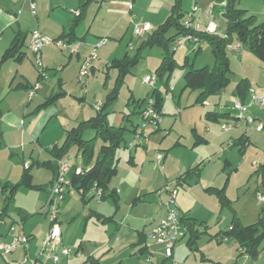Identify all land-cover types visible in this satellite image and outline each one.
Instances as JSON below:
<instances>
[{
	"label": "crops",
	"instance_id": "1",
	"mask_svg": "<svg viewBox=\"0 0 264 264\" xmlns=\"http://www.w3.org/2000/svg\"><path fill=\"white\" fill-rule=\"evenodd\" d=\"M136 2L137 0H83V2L80 0H0V34L4 33L0 38V95L6 89L7 93L4 97L9 95V91H23L27 95L29 88L38 80V74H36L35 80L32 82L23 74L19 76L20 72L18 69L15 70L11 78L12 72H5L4 70L7 61L1 62L3 53L9 48L14 39L13 36L21 34L20 30L25 26L26 17L30 14L29 5L31 3L36 4L37 7V13L33 17L37 27L52 38L76 43L78 49L82 48V53L78 52V54L74 55L79 66L82 57L89 51V47L97 43L99 39L107 38L112 40L113 43H116V41L121 42L128 33L133 38L130 31L134 19H132L131 15ZM14 27L18 29V33L9 35V29ZM30 32H28V35L24 34L23 36L27 35L29 39ZM26 45V50L22 47L20 51L22 55L19 60H17V56L11 58L19 68L23 57H27L26 54L30 53L28 44ZM199 46L201 47V43ZM180 47H184L187 53L194 52L198 48L197 46L193 49L190 44ZM46 49L47 47L42 50V58ZM239 51L237 53H228H231L235 60L240 61V56L243 54ZM71 57L68 55V60ZM44 62L45 72L53 67L55 63L47 54L44 56ZM257 62L259 61L257 60ZM258 64L261 66L262 72L255 78L243 72L230 90L229 98L225 95L223 96L222 92H220L217 95L204 98L201 103H197L198 97H196L194 101L187 100L182 104L180 100L181 93L175 100L173 93L168 88V83H166L158 126L148 131L149 138L145 146L136 144L131 149L126 147L129 151V156L126 158L127 162L123 164L122 172V168L118 169L115 177L117 180L113 178L109 184L107 192H114L115 200L107 197L97 203L94 210L87 205L89 200H93L90 192L82 198L79 192L71 188L66 194L71 191L78 193L82 201V205L77 203L81 205L80 210H88L89 214L84 218L85 227L83 232L80 235L73 236L72 231H70L72 225L64 227L63 231L61 230L60 213H58L57 223L60 226L61 236L53 251L41 252L42 241L45 239L43 235L36 240L32 231L25 233L23 224L26 219L23 221L22 217L26 218L28 215L25 214L24 210L14 208L13 214L9 216L12 210L10 208L8 215H2L4 196L0 193V242L9 243L15 234H24L29 238L26 249L18 247L13 253L6 256L0 255V257L10 256L11 264H20V261L24 258L32 261V264H104V259L109 257V255L123 254L129 255L127 261L140 262L144 259L146 264H171L172 261L180 264L178 255L177 253L174 255V252L176 248H179L180 242L186 240L187 244L189 241L190 234L187 229L185 237L174 245L171 259L162 256V245L153 243L149 235L159 220L166 215L164 202L168 200L169 193L164 191V188H175L178 178L196 168L198 170L192 173L193 176H190L187 180H182L177 185L174 200L180 218L194 221L196 230H201V232L205 230V233H201L190 248L194 247L204 235L210 241L215 240L217 245L229 242V240L223 241V238H221L223 231L219 230L220 216L222 207L231 205H229L231 200L229 201L227 196L230 179L234 173L238 172L245 159V155H243L239 162L237 160L234 161V159L232 161L229 158V154L235 148L242 150V153H244L255 143L260 144L262 141L261 136L264 138V132L255 131L254 124H242L240 128L227 132L221 130V125L231 121L236 116V110L232 109L235 102L247 104L252 94L261 95L264 93V69L262 68L264 64L261 62ZM94 68L92 66L90 73L93 74ZM60 71L62 72V70ZM44 79L41 80V88H45L47 95L49 88ZM242 79L248 80L249 83V88L243 100L234 94L236 84ZM57 82V88L60 90L62 88L61 79ZM37 92L32 99H34ZM158 93L161 95L159 90ZM83 94L87 97L89 93L84 90ZM46 95V101L44 100L45 102L39 108L31 110V112L20 107L19 109L11 107L10 101L6 103V99L0 100V185L5 183L15 185L21 180L25 169L29 172L31 164L29 163L30 166L28 165V168H24V164L28 163V161H24V156L26 153L32 159L34 150L30 149V146L28 148L27 142L32 143L34 141V143L39 145L45 122H43L44 118L38 115V112L49 100ZM57 95H61V92L57 93ZM49 96L53 97L52 92ZM32 99L29 101H32ZM53 105L55 106V104ZM207 112L221 117L217 120L207 119L205 117ZM246 115L261 122L263 121L264 124V108L251 107L247 110ZM123 118L124 116H122V120ZM140 121L141 117L137 116L131 129L138 126ZM115 125H117L116 122ZM66 131H64V136ZM131 136L132 141L130 140L127 144L134 142V134H131ZM53 146L59 147L56 140L49 147V153ZM13 151L17 152L14 153ZM157 152L164 155L161 167L156 166L154 163ZM16 153H20L22 168L17 167L18 164L12 158ZM51 156L52 159L46 160V162L41 164L51 171V181L45 187L48 197L52 180L55 177L56 161L58 160L52 154ZM260 158L261 162L256 166L258 167L257 170L264 174V155L260 156ZM36 164L38 165V163ZM70 165L73 169L81 168L76 163H70ZM114 179L116 181L113 182ZM260 180L262 182V179ZM261 182L259 178L254 182L253 196L254 192L261 186ZM247 186L248 183L242 187L246 188ZM208 188L223 189L224 195L226 192L227 204L222 206L217 198L207 191ZM248 191L249 188L246 189L243 197ZM62 203V207L59 206L61 208H59V212L62 210L63 213L71 211L77 205L75 200H65V198ZM237 204L238 202L235 205ZM17 212L21 213V215H18ZM13 215L21 219L20 231L15 232V234L9 232V227L11 225L14 227L16 223L12 219ZM233 217H236V215ZM8 218L10 223L7 220ZM236 218L242 226L255 224L251 222V224L245 225L238 217ZM200 223L202 225L199 227ZM234 244V251L222 249V255L217 256V258H210L202 254L201 262L223 264L221 261H227L230 264H255V258L250 259L247 255L239 256L237 244ZM62 249H69V256H60L59 253ZM51 254L59 255L57 263L52 262L50 259ZM148 258L149 262L146 261ZM119 261V264H122L126 260H121L120 258Z\"/></svg>",
	"mask_w": 264,
	"mask_h": 264
},
{
	"label": "rangeland",
	"instance_id": "2",
	"mask_svg": "<svg viewBox=\"0 0 264 264\" xmlns=\"http://www.w3.org/2000/svg\"><path fill=\"white\" fill-rule=\"evenodd\" d=\"M173 1L174 0H137L131 15L132 19H134L133 24H148L150 26L149 34H151L153 30H156L158 26L165 21L167 16H169V9ZM180 3L181 13L192 11V9L195 7L197 9V13L200 15L201 23L205 24L209 20H213L218 25V33H225L226 24L220 15L222 4H218L216 0H182ZM34 5L36 14L37 7L36 4ZM237 7L241 10H244V12L246 11L247 15L254 16L257 23H264V0H237ZM35 14L33 15L30 10V14L26 17L27 21L25 22V26L20 30L21 34H18L21 36L24 50H26V44H28L27 35L30 31L32 32L36 30L51 40L57 39L52 38L50 35H47L44 31L37 27L35 19L33 18ZM8 33L9 35H16L18 33V29H15V27L9 29ZM172 33L173 30H170L167 36H171ZM3 34H0V38L3 36ZM24 34H27L25 35L26 37L23 36ZM145 38L146 36L144 38H131L130 33H128L121 42L116 41V43H113L112 40L107 39V43L103 45V47L100 48L96 53L97 57L92 62V66L95 67L94 72L93 74L90 73L92 68L89 70V77L87 79V85L85 88H81L77 80V73L80 65H77L76 57L72 56L71 59L68 60V53L61 52V50L54 46H49L43 52V58L41 61L43 62L42 65L44 68V56L46 54L51 57L52 61H55L54 66L45 72L46 76L44 82L49 88L47 95L44 87L41 88L39 92H37L32 101L27 100V95L23 91H9V95L4 97L7 93L6 89L5 92L0 95V100L6 99V103L10 101L9 103H11V107L17 109L20 107L21 109H27L29 112H31V110L39 108V106L46 101L45 95L51 98L49 96L51 92L53 97L56 96L57 93L61 92V95L56 97L52 102H46V105L39 109L38 115L41 118H44L43 122H45V128L42 137L39 140V145L34 143V141H32V143L27 142L28 148L30 146V149L34 150V154L31 157L32 159H30L25 153L24 161H28L29 166L31 164L29 172L33 176L32 184L33 186H36V189L21 186L17 189L10 206L12 210L10 209L11 211L9 216L13 214L12 211L14 208L25 211V214L28 215V218H26V221L23 224L24 231L25 233L32 231V234L35 236L36 240H38L41 235H43V238H45L51 227V223L48 221V215L46 214L45 216V213L47 212L46 205L49 200L48 194L45 190L39 191V189H37L39 187L45 188L51 181L50 169L41 165L43 162H46V160L52 159V156L48 150L49 147L52 146L55 140L58 142L59 146L62 144L64 141L65 130L75 126L77 127L80 122L89 118H94L98 115L93 106L97 104L104 105L107 101L106 98H108L115 88L117 69L110 67L111 62L114 59L122 60L125 57L128 59L134 58L141 45V41ZM130 45H132L131 49L129 48ZM169 48L171 49V46H169ZM88 50L89 51L86 53V55L82 57V60L87 57L88 54H90L91 47H89ZM78 52L82 53V48H79ZM239 52H242L241 54H243L240 56V61L235 60L231 53H227L230 61L231 72L229 75L228 86L221 91V94L223 96L225 95L227 98H229L231 93L230 90L234 86L235 82L239 80V77L241 74H243V72H245L246 75L248 74L252 77L254 76V78L260 74V72H262L261 66L258 64L259 62H257L256 58L249 51L248 47L241 46ZM210 54V47L206 41L201 43L198 54H195L193 51L187 53L184 47H179L177 48V51L173 53V60L175 63L173 72L170 75L163 74L160 78L156 75L155 70L157 69L163 55V49L159 46H145L140 50L138 62L128 68V72L123 79V83L117 87L115 100L106 106L102 114H107L106 120L110 125H114L115 127L125 126L128 130H131L132 124L137 118V116L133 115L132 113L133 104L131 103L133 101L143 100L148 96H151L154 89L159 90L161 92L160 97L164 99V87L166 83H168V88L173 93L175 100L181 93L182 96L180 95V100L182 104L187 100L191 102L194 101V99L200 94V90L189 91L183 89L184 82L182 79V74L184 72V58H189L190 66L188 69H201L204 67L211 68L213 59L212 55ZM26 56L27 57H23L20 68L16 63H14V60L11 59L5 63L6 66H4V70L5 72H12V78L15 70L18 69L20 72L19 76L20 74H23V76L32 82L35 80V76L38 74V72L36 67L33 65L32 55L27 53ZM262 68L264 69V66ZM60 70H62V72ZM145 75L157 77V82L155 83L156 85L153 88L142 84V79ZM59 79H61L62 86L60 90L57 88V81ZM84 90L89 93L87 97H85L83 94ZM53 104H55V106ZM121 115L129 116L128 121H125L124 118L122 120ZM115 122L117 125H115ZM92 137L93 133L91 132H86L83 136L84 140H89ZM131 137V134L127 132L124 136L125 141H132ZM261 139L262 141L260 144L255 143L244 153H242V150L235 148L229 154V158L232 161L234 159V161L237 160L239 162L240 159L243 158V155H245V159L241 168H239L238 172L234 173L230 179V186H228L229 188L227 191V196L229 201L231 200L229 202V205H231L222 207L219 227L220 231L227 232L229 230L228 226H230V222L235 215L245 225L251 224V222L257 223L260 220L264 224V204H259L254 199L255 192L254 196L252 194L254 188L253 185L256 179L259 178L260 182V179H263V174L257 170V166L261 162L260 156L264 155V138L261 136ZM99 146L100 142L98 141L95 144L94 159L97 156ZM28 148L26 147V149ZM13 152L15 153L17 151ZM19 155L20 153H16V155H14L12 158L14 162L18 164L17 167L22 168L23 164ZM67 155L71 157V163H76L78 166L83 168L82 160L80 155L77 154L75 147H71ZM128 156L129 151L123 145L118 149V152H116L117 169L122 168L121 172L123 170V164L127 162L126 158ZM35 162L38 163V165ZM115 179L113 182L117 180ZM247 183L248 186L243 188L242 186ZM247 188H249V191L246 193L245 197H243V194ZM68 199L71 201L75 200L76 204L80 203L82 205L80 196L75 191H71L69 194H66L65 200ZM237 202L238 204L235 205ZM97 203L100 202L91 199L88 201L87 205H89V208L95 210ZM62 204L63 203L61 202L59 206L62 207ZM80 204L75 205L71 211L66 213H63L62 210H60V212L58 211V213H60L59 220L61 221V230L63 231L64 227L72 225L70 231H72L71 233L73 236L77 234L80 235L81 232H83L85 227L84 218L89 214L88 210H80ZM242 218H244L245 221H243L244 219ZM12 219H14L16 222L14 224L16 232L20 231L21 219L19 217L17 218L15 215H13ZM71 219H73V221H71ZM7 220L10 223V219L8 218ZM57 225L59 226L58 223ZM228 240L229 242L227 243L223 242V244L217 245L215 240L210 241L209 238L205 237L204 235L192 248L186 244V240H183L179 243V248L175 249L174 255L177 253L180 264H209L207 262H201L202 254L210 258H217V256L222 255V249H229L231 252L234 251V240H232V238ZM258 250L259 254L255 258V264H264V244H262ZM120 258L121 260H126L123 261L122 264H146L144 259L140 262L127 261V259H129V255L123 254L109 255V257L104 259V264H119ZM10 259V256L5 258L0 257V264H11L12 262ZM221 262H223V264H230L227 261Z\"/></svg>",
	"mask_w": 264,
	"mask_h": 264
},
{
	"label": "trees",
	"instance_id": "3",
	"mask_svg": "<svg viewBox=\"0 0 264 264\" xmlns=\"http://www.w3.org/2000/svg\"><path fill=\"white\" fill-rule=\"evenodd\" d=\"M83 2V0H80ZM182 0H174L170 7L169 16L165 21L158 26L156 30H153L151 34H147L146 38L141 41V45L137 50L136 55L132 59L127 57L122 60H113L111 62V68L117 69V77L115 81L114 91L108 96L107 101L104 105H101L99 111H96L98 115L94 118H89L85 121L80 122L77 127H72L65 132L64 141L58 146H53L50 153L56 158L60 159L66 156L71 147H75L77 154L83 163V174L71 176L72 188L80 193L82 198L90 192L91 187L95 184L102 190V199L107 197L115 200V193L110 191L108 193V187L113 178L118 173L117 169V158L116 152L123 145L127 147L125 141V134H135L136 127L128 130L125 126L114 127L110 125L106 120L107 114H102L103 110L116 98L117 87L123 83V79L128 72V68L138 62V56L140 50L145 46H159L163 49V55L161 62L155 73L158 77H162L163 74L170 75L173 72L175 63L173 60L172 46L174 41L179 36H183L187 33L194 34L199 39L200 43L206 41L210 47V51L213 58L212 67H204L201 69H188L190 66L189 58H184V72L182 79L184 82L183 89L193 91L200 90V94L197 98V103H201L204 98L219 94L229 84V75L231 72L230 61L227 55L226 45L232 42H239L241 46L248 47L252 55L262 64H264V23H257L254 16L247 15L246 11L241 10L237 7V0H216L218 4H222L221 16L225 21V37L219 35H208L202 32L195 33L193 30L185 29L183 21L186 13H181V2ZM83 7V5H82ZM215 8V7H214ZM173 30L171 36H167L168 32ZM198 45L195 54L200 51ZM171 46V49L169 48ZM23 47L22 39L20 35H16L9 46L1 57V62H8L9 59L17 56V60L21 58L20 53ZM172 50V51H171ZM157 79V77H156ZM249 88L248 80H240L234 90V94L241 100L244 99L246 92ZM158 90L154 89L151 96L154 101V109L161 116L160 111L163 105V98L160 97ZM57 96L49 98L48 102H52ZM147 99L133 101V115L140 116L142 110L146 105ZM130 105V102H129ZM129 116H124L125 121H128ZM207 119L217 120L221 116H217L213 113H206ZM86 132L93 133V137L89 140H84L83 136ZM100 142L97 156L95 155V144ZM94 159V160H93ZM53 169V168H52ZM198 169H192L185 173L182 177L176 181V187L183 180H187L190 176H193V172ZM56 172V169L55 171ZM197 174V173H196ZM32 175L28 170H24L23 175L19 183L12 185L5 183L0 185V193L4 196L2 215H8L10 206L13 201V195H15L18 188L21 186L35 188L32 184ZM175 187V188H176ZM261 187L264 188V174L261 183ZM45 190V188H37ZM208 192L212 193L223 206L227 204V200L224 195L223 189L208 188ZM108 193V195H107ZM92 198V197H91ZM18 215L21 213L17 212ZM28 218V217H26ZM22 217L24 221L26 219ZM181 222L188 230L190 239L187 242L189 247L192 246L195 240L199 238L201 233H205V230H196L194 228L195 223L186 218H180ZM200 223L198 226L200 227ZM221 238L234 240L237 244L239 256L247 255L249 258L254 259L259 254V248L264 244V224L261 220L255 224L242 226L236 217H233L229 230L223 232Z\"/></svg>",
	"mask_w": 264,
	"mask_h": 264
},
{
	"label": "built area",
	"instance_id": "4",
	"mask_svg": "<svg viewBox=\"0 0 264 264\" xmlns=\"http://www.w3.org/2000/svg\"><path fill=\"white\" fill-rule=\"evenodd\" d=\"M35 5L34 3L30 4V10L33 15L35 14ZM210 13V12H209ZM183 25L187 30H193V32L198 33L202 32L208 35H219L225 37L224 34L218 33V25L213 21L209 20L207 23L203 24L200 21V15L197 13V9L194 7L192 11L186 12L185 18L183 21ZM150 31V26L148 24H133L131 29V34L133 38H144ZM107 43V38H101L97 41V43L91 46L90 54L85 57L79 66V70L77 73V80L81 88H85L87 85V79L89 77V70L92 68V62L96 59L97 51L103 47ZM190 44L195 49L199 45V39L194 36V34L187 33L183 36H179L174 41L172 46V50L175 51L178 47ZM54 46L57 49L61 50V52L68 53L69 56H74L78 54V45L76 43L68 42L64 39H56L51 40L38 31H32L29 33L28 39V51L33 57V64L38 72V80L36 83L29 88L27 93L28 100H31L35 93L41 88V80L45 78V69L42 65V50L45 47ZM132 48V45L129 46ZM241 49V44L237 41L229 43L226 45V50L228 52L237 53ZM157 82L155 76H144L142 79V84L147 85L150 88H153ZM154 101L152 98H148L146 101V105L142 110L141 121L136 128V132L134 134V142L128 143V148L135 147L136 144L145 146L148 142L149 138V130L152 128H156L158 126V122L160 120V115L154 109ZM251 107L256 108H264V93L261 95L252 94L249 103L244 104L241 102H235L232 106L233 110H236V116L234 118L221 125L222 131H230L232 129L240 128L242 124H254L255 130L258 132H264V124L263 121L256 120L251 116L246 115L247 110ZM101 108V104H97L94 106L96 111H99ZM164 159V155L162 153H158L155 156L154 163L156 166L161 167ZM71 157L66 155L56 161V172L55 177L52 180V184L50 187L49 200L47 202V212L46 214L49 217L51 228L46 235L45 239L42 241L41 252L45 251H53V248L58 243L61 231L59 226L57 225L58 221V211L59 204L63 202L66 193L72 188L71 185V176L74 174L82 175L83 169L81 168H72L70 167ZM28 167V163L24 164V168ZM164 191H168L169 198L166 202H164L166 207V215L159 220L157 225L149 235L150 240L155 244H160L163 247V255L167 259L172 258L173 248L178 241L182 240L186 234V228L181 222L179 213L175 206L174 200L176 196V189H169L168 187L164 188ZM90 193L92 198L100 202L102 199V190L97 187V185H93L90 189ZM259 204H264V188L261 186L255 191V198ZM9 232L11 234H15V227L12 225L9 227ZM223 241H227L226 238ZM29 242V238L24 234H15L12 236V239L9 243H1L0 242V255L6 256L15 251L18 247L27 248ZM60 256H69V249H62L59 253ZM59 255L51 254L50 259L53 263H57L59 259ZM246 257V256H245ZM248 258V257H246ZM149 262V258L146 260ZM20 264H32V261H29L27 258H24L20 261ZM171 264H177L172 261Z\"/></svg>",
	"mask_w": 264,
	"mask_h": 264
}]
</instances>
